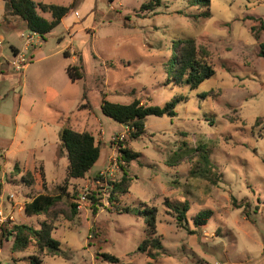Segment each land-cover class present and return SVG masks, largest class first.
I'll return each mask as SVG.
<instances>
[{"label": "rangeland", "instance_id": "rangeland-1", "mask_svg": "<svg viewBox=\"0 0 264 264\" xmlns=\"http://www.w3.org/2000/svg\"><path fill=\"white\" fill-rule=\"evenodd\" d=\"M148 1L77 0L41 39L0 0V206L11 208V194L23 206L39 194H62L48 215H14L34 228L49 223L64 252L40 251L35 241L13 252L14 238L0 226V264H264V59L250 30L264 23V0H211L209 7L162 0L155 11L142 10ZM180 39H194L210 54L216 74L198 88L169 78ZM69 65L84 77L72 82ZM176 95L187 97L177 116L147 117L145 134L135 140L101 110L103 99L163 107ZM66 124L92 133L101 148L83 179L67 180ZM201 144L212 166L192 174ZM186 147L191 156L169 165ZM120 149L140 156L125 164ZM120 165L131 182L111 203ZM185 201L190 210L181 220L172 205ZM203 210L213 215L196 226ZM153 238L162 246L157 256L139 251ZM104 253L119 262L105 261Z\"/></svg>", "mask_w": 264, "mask_h": 264}, {"label": "trees", "instance_id": "trees-1", "mask_svg": "<svg viewBox=\"0 0 264 264\" xmlns=\"http://www.w3.org/2000/svg\"><path fill=\"white\" fill-rule=\"evenodd\" d=\"M5 3L7 13L18 16L25 24L26 30L30 33L39 35L44 39L51 33L62 20L73 10L76 6L77 0L68 6L44 3L35 0H3ZM191 5H196L202 2L205 7L211 5V0H189ZM162 0H149L142 4V10L155 11L160 7ZM43 14H49L50 18H46ZM203 16L211 17L209 12L204 13ZM251 33L256 41L259 42V57L264 59V40H261L264 35V23L259 27L251 26ZM178 53L170 60V69L168 71L169 78L176 85H187L191 89L198 88L207 79L213 77L216 71L209 61V52L205 48L196 49L194 39H180L178 40ZM67 54V53H66ZM66 73L72 82L84 77L81 68L77 65H69L66 68ZM88 90L84 88L83 101L88 102ZM187 100L186 96H174L173 99L165 104V106L144 105L139 100H134L130 104H122L118 102H111L107 99L102 100V113L114 120L115 122L130 128L132 133L130 135L132 140H135L146 132V119L149 116L156 117H170L177 116L176 106L180 102ZM86 105H81L80 108ZM62 151L67 153L69 160L67 180L83 179L87 173L93 168L101 156V148L96 142L94 135L87 131H75L71 127H66L63 137L61 139ZM122 148V146H121ZM186 154L180 155L171 159L169 165H175L183 161L186 157L191 156L189 149L186 147ZM182 151V148H180ZM193 150H191L192 152ZM199 161L196 163L192 174H208L212 163L208 147L201 144L197 147ZM208 152V153H207ZM119 161L125 164H130L133 160L138 158V153L132 152L130 149H120ZM177 156V154H176ZM123 176L119 181H113L112 196L110 197L113 203L120 195L127 192L131 179L128 175V170L125 166L120 165ZM15 170H19V165H15ZM25 178V177H23ZM99 178V177H98ZM25 180V179H24ZM2 185L0 183V194ZM92 199L95 201V197ZM62 200V194L50 195L39 194L33 197L24 206V213L28 216L48 215ZM73 209L76 205L72 204ZM177 210L181 220H187V212L190 210L188 201L180 203V205H172ZM127 212L131 209L126 208ZM213 215L211 210L200 211L194 218L193 222L196 226H205L210 217ZM151 228L155 230V218L152 216L148 218ZM4 229V235L9 238L13 237V252H21L28 248V246L35 241L39 246L40 251H47L55 256H63L64 252L61 249L60 242L53 238L52 226L44 222L39 228H34L26 224H18L16 222H8L1 226ZM156 234V233H153ZM139 251L149 252L152 256H157L162 249L158 239H148L139 246ZM105 261L109 263H118V258L108 253L102 254ZM32 264L37 262L32 261Z\"/></svg>", "mask_w": 264, "mask_h": 264}, {"label": "built area", "instance_id": "built-area-1", "mask_svg": "<svg viewBox=\"0 0 264 264\" xmlns=\"http://www.w3.org/2000/svg\"><path fill=\"white\" fill-rule=\"evenodd\" d=\"M34 36V35H33ZM32 36V37H33ZM32 37H28L29 39H32ZM0 47H1V42H0ZM26 60L23 58V63L18 65V68L20 69L22 66L24 67V65L26 63ZM10 206L11 208L7 209L4 208L2 206H0V226L8 223V222H15V215L14 212L18 211V212H22L24 211V206L22 204H19L18 202L15 201V196L13 194L10 195Z\"/></svg>", "mask_w": 264, "mask_h": 264}, {"label": "water", "instance_id": "water-1", "mask_svg": "<svg viewBox=\"0 0 264 264\" xmlns=\"http://www.w3.org/2000/svg\"><path fill=\"white\" fill-rule=\"evenodd\" d=\"M66 127H67V124L65 125V127H64V129H63V131H62L61 139H62V137H63V134H64V131H65Z\"/></svg>", "mask_w": 264, "mask_h": 264}, {"label": "crops", "instance_id": "crops-1", "mask_svg": "<svg viewBox=\"0 0 264 264\" xmlns=\"http://www.w3.org/2000/svg\"><path fill=\"white\" fill-rule=\"evenodd\" d=\"M63 21V20H62ZM32 35H36V34H34V33H31ZM37 37H40L39 35H36ZM42 39V38H41ZM73 59H74V57H73Z\"/></svg>", "mask_w": 264, "mask_h": 264}]
</instances>
